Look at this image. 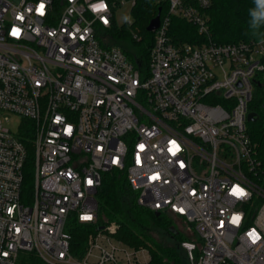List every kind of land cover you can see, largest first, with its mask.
Masks as SVG:
<instances>
[{
    "label": "built area",
    "instance_id": "2783aa9c",
    "mask_svg": "<svg viewBox=\"0 0 264 264\" xmlns=\"http://www.w3.org/2000/svg\"><path fill=\"white\" fill-rule=\"evenodd\" d=\"M156 1L163 10L141 69L105 33L136 0H0V264H17L21 252L47 264H149L150 249L118 239L115 222L90 232L83 248L71 245L69 221L97 223V192L113 169L126 173L140 205L195 230L201 246L181 242L190 264H264V154L247 119L264 80V37L218 43L212 0ZM174 17L204 41L175 43ZM3 112L24 117L19 132Z\"/></svg>",
    "mask_w": 264,
    "mask_h": 264
},
{
    "label": "trees",
    "instance_id": "16d2710c",
    "mask_svg": "<svg viewBox=\"0 0 264 264\" xmlns=\"http://www.w3.org/2000/svg\"><path fill=\"white\" fill-rule=\"evenodd\" d=\"M160 7L163 10V6L156 0H136L132 8L131 25L129 27L127 24L121 27L114 25L105 31L109 36L108 44L122 47L128 57L141 69L148 64L154 37L153 32L147 30V25L158 14ZM255 8L254 0H212L209 23L213 40L218 43H230L264 37V21L256 26L253 25L251 11ZM134 31L142 36L141 40L138 41L133 37ZM170 33L177 44H194L204 41V36L199 33L195 25L179 17L173 18ZM255 88L256 93L250 104V110L256 113L257 119L248 122V131L260 153L264 154V80L258 81ZM21 138L29 150V158L25 165V187L29 190L33 184L34 174L32 132L25 128L21 131ZM137 195V192L131 188L124 171L113 169L105 172L102 185L97 192L99 203L97 223L73 222L69 226L73 249L74 246L83 248L88 234L95 231L98 226L115 222L118 226L116 234L118 239L134 247L147 246L150 249L152 259L149 264H190L185 250L181 247V242L190 239L201 246L202 240L195 230L180 217L188 225L193 236L179 235L178 231L172 227L171 217L165 212L157 215L156 211L140 205ZM155 227L166 230L169 235L168 242L156 238L152 233ZM17 264L47 263L35 252H21Z\"/></svg>",
    "mask_w": 264,
    "mask_h": 264
},
{
    "label": "rangeland",
    "instance_id": "374dc122",
    "mask_svg": "<svg viewBox=\"0 0 264 264\" xmlns=\"http://www.w3.org/2000/svg\"><path fill=\"white\" fill-rule=\"evenodd\" d=\"M115 21H116V25L118 27H121V26L126 25V24L128 27L131 25L130 22L133 21V12H132V8L130 7V5L121 6L120 8H118L116 10ZM255 93H256V88H255ZM1 117L4 120V123L12 131H14L16 133L19 132L20 126L23 123V121L25 120L24 117H22L18 114H15V113H11V112H3L1 114ZM165 214L167 216L171 217L172 227H174L178 231L179 235H181V236H193L192 231L188 229V225H186V223L180 217L172 216L170 213H166V212H165ZM72 223H73V221L70 220L68 223V227L71 226ZM111 223H113V222H111ZM152 233H154V235L156 236V238L158 240L168 242L167 238L169 239V237H168L169 235H167L165 229H161V228L159 229V228L155 227V229H154V231H152Z\"/></svg>",
    "mask_w": 264,
    "mask_h": 264
},
{
    "label": "snow or ice",
    "instance_id": "6c2138e0",
    "mask_svg": "<svg viewBox=\"0 0 264 264\" xmlns=\"http://www.w3.org/2000/svg\"><path fill=\"white\" fill-rule=\"evenodd\" d=\"M44 7H45V5L43 3H41L39 5V7L37 8V12L40 13L41 15H43ZM19 34H20V29H13V35L19 36ZM68 131H71V129L69 128ZM172 144H173V148L175 149V151H179V146L176 145L175 141H173ZM89 183H91V181H89ZM232 192L237 197H243L244 195H246L244 190L242 188H240L239 186L233 187ZM83 219L88 220V219H91V217L90 216H85V217H83ZM239 219L240 218L238 216H234L232 218V222L233 223H237L239 221ZM249 235L253 239V242H255L257 239H259V237L256 235L255 232H252Z\"/></svg>",
    "mask_w": 264,
    "mask_h": 264
},
{
    "label": "clouds",
    "instance_id": "9594fccd",
    "mask_svg": "<svg viewBox=\"0 0 264 264\" xmlns=\"http://www.w3.org/2000/svg\"><path fill=\"white\" fill-rule=\"evenodd\" d=\"M254 3L256 5V8L251 11V15L253 16V25L256 26V25H258L259 22L264 21V0H254ZM90 7H91V10L95 13L97 10L96 6L91 5ZM99 7L105 8L106 5L103 3H100ZM103 22L106 25L108 23L107 20H103ZM14 29H16V28H14ZM12 35H13V30H12ZM14 36H16V35H14Z\"/></svg>",
    "mask_w": 264,
    "mask_h": 264
},
{
    "label": "water",
    "instance_id": "95a60500",
    "mask_svg": "<svg viewBox=\"0 0 264 264\" xmlns=\"http://www.w3.org/2000/svg\"><path fill=\"white\" fill-rule=\"evenodd\" d=\"M159 23H160V9H159V13L150 20L149 24L147 25V30L154 31L159 26ZM247 119L249 122L255 121L257 119L256 113L253 111H250L248 113ZM156 214L159 215L160 211H156ZM102 228L103 226L99 227V229H102Z\"/></svg>",
    "mask_w": 264,
    "mask_h": 264
}]
</instances>
